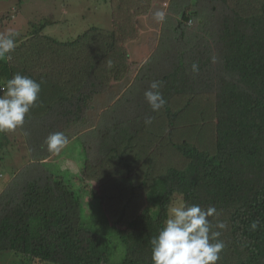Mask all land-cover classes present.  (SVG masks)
Returning a JSON list of instances; mask_svg holds the SVG:
<instances>
[{"label": "trees", "instance_id": "trees-1", "mask_svg": "<svg viewBox=\"0 0 264 264\" xmlns=\"http://www.w3.org/2000/svg\"><path fill=\"white\" fill-rule=\"evenodd\" d=\"M107 1L111 30L58 40L42 33L45 19L0 60V88L16 73L41 84L24 124L0 143L15 133L18 147L52 156L46 138L62 132L78 140L80 168L69 177L39 168L18 196L0 194V252L21 264H152L150 240L182 201L215 207L208 219L225 245L217 264H264V0H169L141 60L129 44L154 0ZM153 81L166 100L157 112L144 97ZM83 183L95 187L84 215Z\"/></svg>", "mask_w": 264, "mask_h": 264}, {"label": "rangeland", "instance_id": "rangeland-1", "mask_svg": "<svg viewBox=\"0 0 264 264\" xmlns=\"http://www.w3.org/2000/svg\"><path fill=\"white\" fill-rule=\"evenodd\" d=\"M154 1L159 3V5L158 7L153 6V12L148 11L146 14L138 15L139 39L129 44L131 58L134 60L145 58L156 43V41L152 44L149 43L156 34L153 31H155L158 23L154 19L153 13L157 10L165 12V9H161L160 4L163 2L165 7L168 5L169 0ZM256 5H260V3H256ZM45 19L50 21V23H45L42 33L58 40L75 39L93 26L105 30L113 28L111 6L107 0H0V33H6L11 30L21 33L22 36L23 34L27 36L31 33L33 25L40 24ZM163 24L164 32L161 36L165 39L168 38L171 32L169 29L170 22L165 21ZM80 130L83 131L84 129ZM16 135L18 134L8 133L9 144L13 142ZM74 141L78 142L76 138L70 142L68 141L59 153H54L51 157L43 160L39 158L34 160L37 155H34L33 151L28 148L27 141L24 143L22 141L20 147L17 146L18 140L12 143L14 146L10 147L0 143V151H2L0 155L6 153V159L0 163V193H11L18 196L21 191L20 185L25 183L26 180H30L31 176L39 168L41 171L51 172L53 175L62 174L66 175V177L72 175L71 170H77V173H79L78 160L74 159L76 157L74 148L75 146L77 147V145H72ZM163 148L167 149L169 147ZM23 152H25L26 157L22 156ZM167 155L168 153L159 157L160 160L156 158L158 168L165 162ZM58 156H60L61 160ZM63 165H66V168H62ZM41 174L43 176L46 175L44 172ZM93 188H95L93 183H83L81 186L79 200L83 215L91 209ZM10 200H12L11 197H6L4 202H9ZM110 233L114 240L115 250H121L122 245L116 241L115 232L110 231ZM21 260L22 255L13 251L0 252V264H21L23 263ZM25 260H27L26 257ZM41 264L55 263L44 262Z\"/></svg>", "mask_w": 264, "mask_h": 264}, {"label": "clouds", "instance_id": "clouds-1", "mask_svg": "<svg viewBox=\"0 0 264 264\" xmlns=\"http://www.w3.org/2000/svg\"><path fill=\"white\" fill-rule=\"evenodd\" d=\"M153 17L157 22H161L165 13L157 10ZM18 36V32L11 30L0 33V60L7 59V54L16 47ZM192 70L197 71L198 66L193 64ZM161 83L153 81L144 92L145 100L153 112L159 111L166 104L159 90ZM40 91V83L20 73L14 74L4 83L0 88V132L13 131L24 124L25 117L37 102ZM151 119L146 117L145 124H150ZM12 143L6 146H14ZM67 143L68 139L62 132L51 133L46 138L47 147L53 153H59ZM22 156L26 157L25 152ZM49 157L51 156L46 153L34 160ZM168 211L169 218L158 234L150 240L152 264H217L225 245L218 239L220 232L213 231L208 219L216 214L215 207L202 209L199 205L188 206L181 201ZM259 226L260 221L254 220L250 229L255 231ZM215 227L223 229L225 224L217 222Z\"/></svg>", "mask_w": 264, "mask_h": 264}, {"label": "crops", "instance_id": "crops-1", "mask_svg": "<svg viewBox=\"0 0 264 264\" xmlns=\"http://www.w3.org/2000/svg\"><path fill=\"white\" fill-rule=\"evenodd\" d=\"M154 6H157L158 7V5H159V3H156L155 1H154ZM163 6V2H162V4H160V6ZM161 6V9H164L163 7ZM167 6V5H166ZM159 24V22L157 23V26H156V28H155V31H153L154 33H156L153 37H155V38H157L158 36H159V33H160V26L161 25H158Z\"/></svg>", "mask_w": 264, "mask_h": 264}]
</instances>
